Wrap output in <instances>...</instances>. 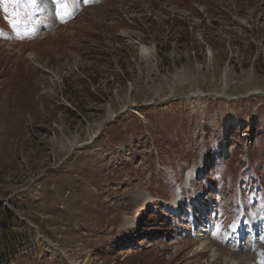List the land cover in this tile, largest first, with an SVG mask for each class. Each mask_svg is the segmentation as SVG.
<instances>
[{
    "label": "rangeland",
    "instance_id": "1",
    "mask_svg": "<svg viewBox=\"0 0 264 264\" xmlns=\"http://www.w3.org/2000/svg\"><path fill=\"white\" fill-rule=\"evenodd\" d=\"M100 1L0 0L3 264L259 261L264 0Z\"/></svg>",
    "mask_w": 264,
    "mask_h": 264
},
{
    "label": "trees",
    "instance_id": "2",
    "mask_svg": "<svg viewBox=\"0 0 264 264\" xmlns=\"http://www.w3.org/2000/svg\"><path fill=\"white\" fill-rule=\"evenodd\" d=\"M13 218H15L14 214L7 208H0V264L4 263L1 260V256L5 251L12 253L16 251L15 246L18 243V235L24 233V239L27 238L25 237L24 230H14L15 224L11 222Z\"/></svg>",
    "mask_w": 264,
    "mask_h": 264
},
{
    "label": "bare ground",
    "instance_id": "3",
    "mask_svg": "<svg viewBox=\"0 0 264 264\" xmlns=\"http://www.w3.org/2000/svg\"><path fill=\"white\" fill-rule=\"evenodd\" d=\"M208 230V229H207ZM206 232V231H205ZM202 235H204V237L202 238L201 240V243L199 244V247L201 248H207L208 244L210 243V237L208 238L209 236V233L207 232L206 234L203 233ZM206 235V236H205ZM259 239L262 238V237H258ZM258 238H256L257 240H259ZM218 249H216L214 246H211V256L214 258H216V256L219 254ZM258 255L260 257V261L259 262L260 264H264V247L260 246L259 249H258ZM226 260L230 263V264H239L238 261H235L234 258H230V257H227ZM239 260V259H238ZM242 262H250L252 263L253 262V258L252 257H249L248 254H245L244 257L242 258ZM254 264V263H252ZM258 264V263H257Z\"/></svg>",
    "mask_w": 264,
    "mask_h": 264
},
{
    "label": "snow or ice",
    "instance_id": "4",
    "mask_svg": "<svg viewBox=\"0 0 264 264\" xmlns=\"http://www.w3.org/2000/svg\"><path fill=\"white\" fill-rule=\"evenodd\" d=\"M31 3H35V0H30Z\"/></svg>",
    "mask_w": 264,
    "mask_h": 264
}]
</instances>
